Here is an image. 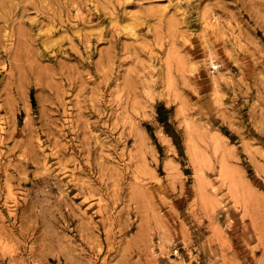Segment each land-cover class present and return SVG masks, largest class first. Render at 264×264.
<instances>
[{"label": "rangeland", "instance_id": "374dc122", "mask_svg": "<svg viewBox=\"0 0 264 264\" xmlns=\"http://www.w3.org/2000/svg\"><path fill=\"white\" fill-rule=\"evenodd\" d=\"M0 264H264V0H0Z\"/></svg>", "mask_w": 264, "mask_h": 264}]
</instances>
